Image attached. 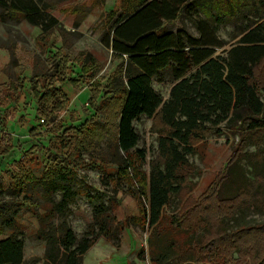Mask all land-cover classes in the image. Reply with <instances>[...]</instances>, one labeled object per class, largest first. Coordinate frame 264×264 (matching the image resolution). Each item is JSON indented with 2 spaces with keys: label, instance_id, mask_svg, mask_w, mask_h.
<instances>
[{
  "label": "rangeland",
  "instance_id": "1",
  "mask_svg": "<svg viewBox=\"0 0 264 264\" xmlns=\"http://www.w3.org/2000/svg\"><path fill=\"white\" fill-rule=\"evenodd\" d=\"M115 1L41 0L58 19V25L45 36L38 26L23 19L0 21V47L8 61L0 68L7 77V82L0 83V101L3 86L10 84L9 72L22 85L18 88L19 103L0 106V128L12 135L15 144L14 151L1 160L0 186L4 192L0 205L6 215L16 211L18 233L25 244L24 264H52L44 259V242L35 238L37 215L49 204L41 186L33 188L28 179L51 177L58 168L70 172L71 188L78 195L68 205L67 214L54 223L66 221L80 238L94 222L93 204L109 206L106 224L112 234H101L83 254L81 264H153L150 240L158 246L174 241L162 264H264V178L255 175L250 164L251 159H264V128L251 133L222 125L220 133L205 131L202 138L193 141L197 152L188 155L194 171L187 178L189 186L164 208L158 226L132 220L140 216L142 199L132 194L139 193L136 171L129 167L128 175L122 177L117 174L119 165L111 161L116 110L122 100V92L113 87V81L123 76L126 64L125 57L112 53L102 40L114 23L111 10ZM245 17L217 25L216 35L224 45L216 54H224L222 50L238 39L239 30L253 20L251 15ZM202 18V14L185 13L164 28H185L198 37L195 23ZM11 47L17 64L6 66ZM34 65L40 76L37 80L32 77ZM46 73L57 76L49 87L60 88L68 98L67 107L51 111L49 117L37 111L33 96L36 89L45 91L48 83L41 75ZM62 75L66 80L59 82ZM254 81L258 87L264 86V60L255 68ZM32 83L36 89L31 88ZM173 83L170 70L151 77L152 88L164 100ZM133 127L139 140L129 154L135 159L136 170L147 175L157 151L156 129L161 126L157 118L141 115ZM138 149L145 152L141 161L135 154ZM27 150L30 152L19 163ZM120 155L125 154L120 151ZM234 162V169L247 177L251 192L219 200L217 188ZM17 185L29 186L26 196L11 192ZM53 199L58 201L60 192L54 193ZM7 233L0 229V238ZM156 237L161 239L157 243Z\"/></svg>",
  "mask_w": 264,
  "mask_h": 264
},
{
  "label": "trees",
  "instance_id": "2",
  "mask_svg": "<svg viewBox=\"0 0 264 264\" xmlns=\"http://www.w3.org/2000/svg\"><path fill=\"white\" fill-rule=\"evenodd\" d=\"M50 10V5L41 0H0V21L23 19L38 26L45 36L58 25L57 17ZM185 13L203 15L195 23L198 37L185 28L175 31L164 28ZM111 14L115 17L114 23L102 40L112 53L126 59L123 76L113 81V87L122 92V100L116 110L118 121L113 130L111 161L119 165L117 174L122 177L128 175L129 167L136 171L139 193L132 194L142 199L140 216L132 219L134 223L141 220L156 228L164 208L189 186L187 178L194 171L188 155L197 152L194 140L202 138L205 131L219 132L222 125L251 133L264 128V86L258 87L254 81L255 68L264 60V0H116ZM249 15L253 20L249 19V24L239 30L238 39L222 50L224 54H216L224 45L216 35L217 25L227 19L234 21ZM8 50L10 61L6 66H15L13 47ZM55 65L59 69L58 64ZM85 66L84 62L81 69ZM36 69L34 65V80L40 77ZM165 70L171 71L174 83L164 100L152 88L151 77ZM8 77L10 84L2 87L5 92L0 101V106L4 107L17 101L18 88L22 86L18 77L10 72ZM41 77L48 83L45 91H37L36 83H32L31 88L36 89L33 96L37 111L49 117L51 111L65 109L68 98L60 88L49 87L56 75L46 73ZM65 80L63 75L58 79L59 82ZM98 108L100 110L101 105ZM141 115L157 118L161 126L156 129L157 151L147 175L136 170L135 159L129 154L139 140L133 121ZM96 124L100 130L103 128L100 123ZM14 149L12 135L0 128V167L2 158ZM120 151L125 155L121 156ZM29 152L25 151L18 162L22 163ZM135 154L140 161L145 156L143 149L136 150ZM233 164L217 188L219 200L235 199L241 193L251 192L247 177L234 169L236 162ZM250 164L255 175L264 178V159H251ZM69 176V171L58 168L51 177L37 180L28 177L30 186H41L42 195L49 204L37 215L39 228L35 233V238L45 244L47 263L81 264L83 254L101 234L106 237L112 234L106 224L109 206L102 202L93 204L94 222L87 225L80 238L66 221L54 223L55 219L67 214L68 205L78 195L71 188ZM28 187L17 185L11 192L16 195L23 192L26 196L24 191ZM3 192L0 186V195ZM56 192H60L58 201L53 199ZM15 215L16 211L6 215L0 205V229L2 233L9 232L0 238V264H24L25 244L18 233ZM149 245L151 262L162 264L168 251L173 249L174 241L158 246L150 240Z\"/></svg>",
  "mask_w": 264,
  "mask_h": 264
},
{
  "label": "crops",
  "instance_id": "3",
  "mask_svg": "<svg viewBox=\"0 0 264 264\" xmlns=\"http://www.w3.org/2000/svg\"><path fill=\"white\" fill-rule=\"evenodd\" d=\"M7 62V53L4 48L0 47V68L3 67ZM4 82H7V77L2 72H0V83ZM24 98L25 97L23 95L22 100ZM19 101L21 100L18 99L16 102H13V104H17V102L19 103Z\"/></svg>",
  "mask_w": 264,
  "mask_h": 264
},
{
  "label": "built area",
  "instance_id": "4",
  "mask_svg": "<svg viewBox=\"0 0 264 264\" xmlns=\"http://www.w3.org/2000/svg\"><path fill=\"white\" fill-rule=\"evenodd\" d=\"M41 121H44V119H41Z\"/></svg>",
  "mask_w": 264,
  "mask_h": 264
}]
</instances>
